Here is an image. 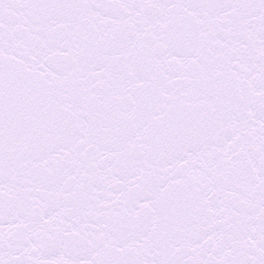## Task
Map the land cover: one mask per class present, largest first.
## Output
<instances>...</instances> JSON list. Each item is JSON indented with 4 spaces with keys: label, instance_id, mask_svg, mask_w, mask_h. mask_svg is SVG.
Masks as SVG:
<instances>
[{
    "label": "snow or ice",
    "instance_id": "1",
    "mask_svg": "<svg viewBox=\"0 0 264 264\" xmlns=\"http://www.w3.org/2000/svg\"><path fill=\"white\" fill-rule=\"evenodd\" d=\"M0 264H264V0H0Z\"/></svg>",
    "mask_w": 264,
    "mask_h": 264
}]
</instances>
